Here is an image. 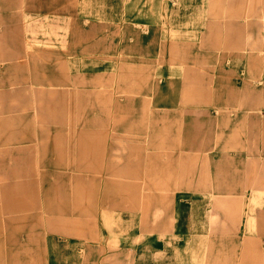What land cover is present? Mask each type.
Returning <instances> with one entry per match:
<instances>
[{
	"label": "rangeland",
	"instance_id": "374dc122",
	"mask_svg": "<svg viewBox=\"0 0 264 264\" xmlns=\"http://www.w3.org/2000/svg\"><path fill=\"white\" fill-rule=\"evenodd\" d=\"M122 2L0 0V264H264V0Z\"/></svg>",
	"mask_w": 264,
	"mask_h": 264
},
{
	"label": "crops",
	"instance_id": "0c3cea01",
	"mask_svg": "<svg viewBox=\"0 0 264 264\" xmlns=\"http://www.w3.org/2000/svg\"><path fill=\"white\" fill-rule=\"evenodd\" d=\"M121 10L123 12V16H125L126 18H124L127 22L126 24H121L122 26H134V24H139L140 26L143 25H154V24H159L161 20L163 21L164 19H154L156 16L155 11H166L168 10V6L167 4H165V0H123L122 4H121ZM146 11V12H145ZM101 26V28H104L107 25H99ZM155 27L152 28H157L156 25H154ZM126 37L131 36L129 34H125ZM157 37V35H156ZM156 37H154V42L156 41ZM128 40V39H127ZM129 41V40H128ZM192 105L193 103H180V105ZM177 105V104H176ZM179 105V103H178ZM177 105V106H178ZM53 120V119H52ZM53 121H56L55 119ZM200 149V148H199ZM201 181V180H199ZM203 186L205 185L204 183H198L195 186ZM258 215V213H257ZM258 226H260V228H263V223L262 222V213L258 216ZM149 226V225H148ZM152 240L154 242H156L155 244H160L159 240L157 239V237H153ZM58 243L54 244L53 247H51L50 245L47 246L48 250H49V262H52L54 260H56L54 257H57L56 252H57V245ZM248 251H250V249H248ZM214 253V251H212ZM53 256V257H52ZM217 254H213L214 257V261H216L217 259ZM69 263V262H68ZM70 264V263H69Z\"/></svg>",
	"mask_w": 264,
	"mask_h": 264
}]
</instances>
